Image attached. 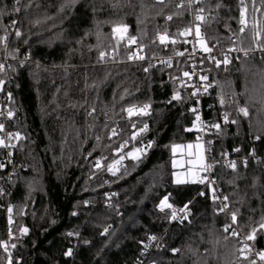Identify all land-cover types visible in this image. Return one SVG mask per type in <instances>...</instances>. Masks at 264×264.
<instances>
[{
	"label": "trees",
	"instance_id": "trees-1",
	"mask_svg": "<svg viewBox=\"0 0 264 264\" xmlns=\"http://www.w3.org/2000/svg\"><path fill=\"white\" fill-rule=\"evenodd\" d=\"M193 1L191 8L190 0H0V36L5 29L9 34L7 47L0 43L5 82L0 101L5 97L9 132L19 134L11 165L0 146V242L9 245L12 264H250L239 236L224 231L212 191L173 179V146L200 137L191 58L163 66L152 56L192 52L190 36L180 33L201 8L200 15L212 23L198 22L199 47L201 40L214 51L228 47L231 36L240 34L241 12L264 8V0H219L220 8L218 0ZM125 26L126 32L113 36L116 27ZM165 29L168 41L161 44L158 36ZM250 30L248 24L242 33L246 45ZM123 35L139 38L145 60L127 61L131 48ZM101 51L107 55L103 61ZM209 57L200 62L208 77L205 114L220 125L210 136L215 175L229 212L237 213L235 226L247 235L264 216V56L227 65ZM254 79L258 86L250 83ZM177 93L181 99L173 101ZM129 107L136 109L131 116ZM235 149L259 158L233 170L222 158ZM109 165L118 169L116 175ZM166 196L171 205L189 203L186 219L160 211ZM255 245L264 249V230L257 232ZM69 248L72 256L65 255ZM9 254L0 246V264H8Z\"/></svg>",
	"mask_w": 264,
	"mask_h": 264
},
{
	"label": "built area",
	"instance_id": "built-area-1",
	"mask_svg": "<svg viewBox=\"0 0 264 264\" xmlns=\"http://www.w3.org/2000/svg\"><path fill=\"white\" fill-rule=\"evenodd\" d=\"M194 1L190 0V7L193 8ZM200 12V11H199ZM201 13L192 14V25L191 27L187 29H191L190 33L185 36H190V41L192 43V52L187 53L184 50H176L173 54H164L162 52H156L153 54L152 59L159 65L163 66H169L174 62V59H181L184 57L191 58L190 61V67L192 68V75L194 78H192V81L190 82V86L193 88V92L196 93V96L199 98V103L196 106V116L195 121L197 124V129L200 132V137L204 141V147H205V154H206V164L201 172L198 171L196 182L204 185L205 187H208L213 195L219 200V203L222 207L223 203H226L228 205V208L225 209V211L220 213L225 218V223L223 224V229L225 225H231L229 230L233 231L236 230L239 233V245L240 249L244 248V251L241 252L243 257H247L249 263L254 260L256 264H264V261L260 260L258 252L264 251V249H260L255 245V240H246V235L243 234L236 226L232 223L231 220V213L229 212V203L228 200L224 201L223 197L226 195L222 193L221 188L218 184L217 176L215 175V170L217 167V158L214 154L215 145L210 138L212 134V129L216 128L214 125L219 124L217 121H209L206 117L205 110L203 107V98L208 97L207 90L205 91L206 86L204 85V80L201 79L203 75V69L202 64L200 62V58L203 55H209L211 57H214L218 59L221 57V60L223 62L225 56H227L229 63L233 62L234 60H239L241 58H247L249 56H258L262 57L264 56V28H263V15H264V8L262 6H255L251 12L250 15H245V19L247 22V25L249 24L251 30V38H250V45H246V40H244L243 32H240L239 35H232L231 36V45H229L226 48H221L218 50H212L211 52H205L202 50L201 47L198 45V38L196 36V26L198 25L199 20L196 19L197 15H200ZM241 20V19H240ZM240 24V28H241ZM185 30H183L184 32ZM259 33V34H257ZM243 36V38H242ZM159 37V36H158ZM125 43L128 48H131V51L127 54V61L129 62H138L143 60H129L128 56L133 53H137V40L133 37H127L125 39ZM230 49H232L230 51ZM178 52H183L184 55H177ZM245 52H247V55H245ZM140 55L147 56L146 50L143 48L141 52H139ZM107 58V55L105 59ZM4 101L5 97L1 98L0 101V124H2L3 130H0L1 135L4 140L5 150H6V162L11 165L12 164V158L15 155L16 149H17V136L14 133L9 132L7 128V124L5 121V107H4ZM199 116L200 119L197 120L196 117ZM135 126H137V123H135ZM11 133V137L8 135ZM259 156H256L254 153H251L250 155L241 154L240 152L236 151V149L232 153L226 154L222 160L229 166V163L231 161L236 162V168L233 170H237L240 167L248 166L251 160L257 161ZM211 165L212 167L209 168L208 166ZM230 167V166H229ZM231 168V167H230ZM10 175H8V178ZM203 181V182H201ZM220 207V208H221ZM176 210V220H184L185 215L187 216L190 205L187 203L184 206H177L172 205V209H165L163 212H171ZM245 244L248 245L247 248H245ZM5 250V249H4ZM10 247L7 244V252L11 254Z\"/></svg>",
	"mask_w": 264,
	"mask_h": 264
},
{
	"label": "snow or ice",
	"instance_id": "snow-or-ice-1",
	"mask_svg": "<svg viewBox=\"0 0 264 264\" xmlns=\"http://www.w3.org/2000/svg\"><path fill=\"white\" fill-rule=\"evenodd\" d=\"M16 3H17V4H20V0H16ZM159 3L163 4V3H164V0H159ZM222 6H223L222 3L219 2V0H218V2L216 3L215 7H216V8H220V7H222ZM20 10H21V9H20L19 7H16V8H15V11H16V12H19ZM199 11H200V13H203V12H204V9L201 8ZM0 15H3V12H2V11H0ZM196 19L199 20V21L204 22V23L207 24L208 26H211L212 21H211V20H208V19H207L205 16H203V15H197V16H196ZM167 20H172V16L169 15V16L167 17ZM213 20H216V18L213 17ZM15 23H16L15 21L12 22V26H13V27H15ZM240 24L242 25L241 28H240V32H243V31H244V28H245L246 25H247V22H246V19H245V15H244V11L241 12V20H240ZM114 30H115V29H114ZM121 31L126 32V31H127L126 26H125L123 29H121ZM190 31H191V29H185V31L182 32V33H180V35H187V34L190 33ZM257 34H259V33H257ZM8 35H9V34H8L7 30L5 29V34H4V36H0V43H3V44L5 45V47H7V39H8ZM15 35H16V37H20V36L22 35V33H21V31H20L19 29H17V30L15 31ZM196 36H197L198 39L200 38V26H199V25L196 26ZM210 38H212V37H210ZM159 40H160V43H161V44H165V43L168 41V36H167V30H166V29H165L164 33L160 34V36H159ZM133 42H134V38H133ZM171 42H172V43H175L174 40H172ZM201 44H202V50H203V51H205V52H211V51H212V49L209 48V47L207 46V42H206V41L201 40ZM142 50H143V46H141V47L138 49L137 53L130 54V55L128 56V59H129V60H145L146 57H145L144 55H140V54H139V52H141ZM231 50H232V49H230V51H231ZM177 55H184V53H183V52H178ZM245 55H247V52H245ZM105 57H106V52H105V51H101V52L99 53V60H100V61H103V60L105 59ZM209 59H215V58H214V57H209ZM229 62H230V61L228 60L227 56H225V58H224V60H223V63H224L225 65H227ZM215 63H216V66L219 67L220 64H221V61H220V60H215ZM149 67H151V65H150ZM149 67H145V68H144V71H145V72H148V71H149ZM2 69H3V65H0V70H2ZM184 76H185V77L189 76V73H188V72H184ZM201 79H202V80H207L208 77H207V76H202ZM2 84H3V81H0V85H2ZM206 90H207V88H205V91H206ZM9 95H10V94H9ZM192 95H196V93H193ZM180 99H181V97H180V95H179L178 93L172 97V100H180ZM169 102H171V101H169ZM220 102H221L222 104L224 103L223 98H221V101H220ZM144 107L147 108L148 106L145 105ZM139 111H140V112H143L144 114H147L146 112H144V109H140ZM193 111H195V109H193ZM239 111H240L241 113H243V115H245V116L248 115V110H247V108H240ZM94 112H95V108H93V109L88 113V115L91 116V115H93ZM127 112H128V114H129V116H131V115L134 114V112H136V109H135L134 107H129V108L127 109ZM0 114H2V113H0ZM12 115H13V113H12L11 111H9V112H8V116L11 117ZM196 119L199 120L200 117L197 116ZM225 120H227V115H225ZM232 122L235 123V121H232ZM3 127H4V126H3L2 124H0V130H3ZM214 127H216L217 129H219L220 125H219V124H216V125H214ZM146 128H147V125L144 126V129H146ZM144 129H142L141 131H143ZM111 131H112V135H113V136L117 135V131H116V129H112ZM8 135L11 137L12 134L9 133ZM16 135L19 136V134H16ZM109 138H111V137H109ZM257 138H259V137H257ZM96 139L99 141V140H100V137L97 136ZM126 143H127V142H125V144H126ZM0 146H6V145H4V143H3L2 140H0ZM150 146H151V144H149V147H150ZM121 148H123V145L121 146ZM136 151L139 152L140 149H136ZM236 151H239V149H236ZM128 155H129V156H132L133 159H139V158H140L139 156H136V155H134L133 153H129ZM123 158H124V157H121V159H123ZM115 163L118 164L119 161H116ZM229 166H230L232 169H235V168H236V162H235V161H231V162L229 163ZM0 167H3V165H0ZM96 167H97V168H100V167H101V165H100V161H97V162H96ZM208 167L211 168L212 166L209 165ZM108 170H109L110 172H112L113 175H116V171H117L118 169H117V170H114V165H109V166H108ZM176 182H177V183H182L183 181L177 179ZM201 182H203V181H201ZM232 182H234V181H230V183H232ZM0 194H2V190H0ZM201 195H203V193H201ZM223 200H224V201H227V200H228V197H227V196L223 197ZM159 208H160V211H161V212L165 211V209H172V205L168 203V197H167V196L164 197V199H162V200L160 201ZM227 208H228V205H227L226 203H223V205H222V207L219 209V211L223 212V211H225V209H227ZM8 212H9V213L12 212L11 207L8 209ZM176 218H177V216H176V210L173 209V211H172V219L175 220ZM186 218H187V216L185 215L184 219H186ZM231 220H232V223H233V224L236 223V221H237V213H236V212H232V213H231ZM9 221L11 222V217H9ZM230 227H231V225H225V227H224V231H225V232H228V230H229ZM262 230H264V216H262L261 221L259 222V228L257 229V228L254 227V228L252 229V231H251L249 234L246 235L245 239H246V240H252V241H254V240L256 239L257 232H258V231H262ZM27 231H28L27 228H24V229H23V232H24L25 234L27 233ZM105 232H107V229H105ZM73 235H78V234H76V233H72V232H69V233H68V236H73ZM231 235H232V236H238L239 233H238L236 230H233L232 233H231ZM148 239H149L150 241H156V240H157V237H156V236H150ZM141 243H143V242H141ZM0 246H3L4 249H5V251L7 252V243H6V242H0ZM149 246H150L149 244H145V245H144L145 249H147ZM157 246H158V245H157ZM12 247L15 248L16 245L13 244ZM247 247H248V245L245 244V248H247ZM171 251H172L173 253H176V252H179L180 249H175V248H173V249H171ZM240 251L243 252V251H244V248L240 249ZM65 255H66V256H72V255H73V250H72L71 248H69V249L65 252ZM258 255H259L260 260L264 261V251H259V252H258ZM245 258H247V257H245ZM8 264H12V259H11V255H10V254H9V256H8ZM251 264H256V262L253 260V261L251 262Z\"/></svg>",
	"mask_w": 264,
	"mask_h": 264
},
{
	"label": "rangeland",
	"instance_id": "rangeland-1",
	"mask_svg": "<svg viewBox=\"0 0 264 264\" xmlns=\"http://www.w3.org/2000/svg\"><path fill=\"white\" fill-rule=\"evenodd\" d=\"M120 32L121 28L116 27L115 30H113V36ZM135 40L139 41V38L136 37ZM258 82L259 80L254 79V82L250 83L258 86ZM0 140L4 143L1 135ZM205 164V147L204 141L201 137L198 136L194 140L188 141L187 143L173 146L172 165L175 169L173 173V179L175 182L177 179L183 182H195L198 171L201 172Z\"/></svg>",
	"mask_w": 264,
	"mask_h": 264
},
{
	"label": "water",
	"instance_id": "water-1",
	"mask_svg": "<svg viewBox=\"0 0 264 264\" xmlns=\"http://www.w3.org/2000/svg\"><path fill=\"white\" fill-rule=\"evenodd\" d=\"M126 38V36H121V39L122 40H124ZM4 86H5V82L3 81V84L2 85H0V93L2 92V90H3V88H4ZM173 101H175V100H173Z\"/></svg>",
	"mask_w": 264,
	"mask_h": 264
}]
</instances>
